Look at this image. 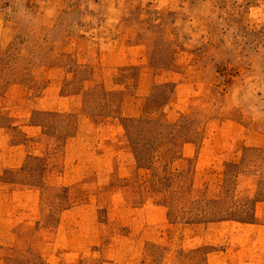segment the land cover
<instances>
[{
  "label": "rangeland",
  "instance_id": "374dc122",
  "mask_svg": "<svg viewBox=\"0 0 264 264\" xmlns=\"http://www.w3.org/2000/svg\"><path fill=\"white\" fill-rule=\"evenodd\" d=\"M0 264H264V0H0Z\"/></svg>",
  "mask_w": 264,
  "mask_h": 264
}]
</instances>
